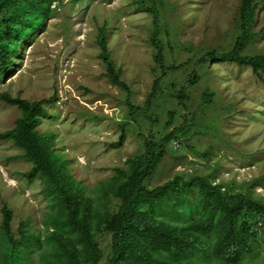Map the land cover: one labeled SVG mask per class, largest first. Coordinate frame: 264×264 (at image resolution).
<instances>
[{"label": "rangeland", "instance_id": "374dc122", "mask_svg": "<svg viewBox=\"0 0 264 264\" xmlns=\"http://www.w3.org/2000/svg\"><path fill=\"white\" fill-rule=\"evenodd\" d=\"M143 1L157 11L156 23L154 13L135 0H55L44 25L21 44L11 68L0 77V94L29 101L52 98L36 129L52 136L58 161L94 198L101 196L105 187L99 188V182L108 180L114 167H125L128 157L143 151V136L157 140L176 128L149 186L177 173L205 174L213 183L264 201V82L249 66L200 60L208 50L232 47L239 33L235 18L240 0ZM104 22L110 55L129 92L107 78L98 55L95 39ZM155 25L165 71L153 59ZM253 30L244 53L264 52V0L257 2ZM192 73L198 77L190 82ZM260 73L264 78V69ZM156 78V95L149 98ZM204 90L214 93L211 101H203ZM127 98L136 107L132 115ZM169 110L175 113L166 127ZM19 115L15 105L0 99V131L11 128ZM122 123L125 138L116 146ZM207 150V157L195 153ZM30 167L21 148L0 140V220L5 201L12 209L14 236L26 221L29 232L43 241L53 212L42 180L23 175ZM97 238L105 254L109 238L104 233ZM33 248L29 257L34 263L49 252L44 241ZM263 261L259 246L241 264Z\"/></svg>", "mask_w": 264, "mask_h": 264}, {"label": "trees", "instance_id": "16d2710c", "mask_svg": "<svg viewBox=\"0 0 264 264\" xmlns=\"http://www.w3.org/2000/svg\"><path fill=\"white\" fill-rule=\"evenodd\" d=\"M54 1L0 0V77L11 68L21 44L44 25L53 12ZM135 1L142 10L154 13L156 23L157 11L143 0ZM258 1L240 0L235 18L239 33L232 47L227 51L208 50L201 61L249 66L264 82L260 73L264 69V52L244 53L256 33L253 22ZM105 23L97 29L98 55L105 64L107 78L129 92L121 79V69L110 55ZM150 40L155 49L153 59L165 71L156 25ZM197 77L192 73L189 81ZM158 82L156 78L149 98L156 95ZM213 94L204 90L203 101H211ZM0 99L20 110L13 126L0 131V140H11L21 148L31 163L23 175L30 181L42 180L53 212L43 240L49 245V252L40 254V260L34 263L29 256L33 247L42 245L40 235L29 232L27 222L22 221L14 236L12 209L2 201L0 264H241L257 247L264 248V201L250 192H233L197 173L188 177L177 173L161 184L149 186L148 179L162 157L165 143L176 138L178 129L173 128L157 140L151 135L143 136V151L128 157L125 167H114L108 180L99 182V188L105 187L98 192L101 196L94 198L58 161L52 136L36 129L45 104L52 98L29 101L2 92ZM127 102L132 115L136 107L129 98ZM168 113L166 127L175 112ZM124 138L122 123L113 145H121ZM195 153L207 157L209 150ZM102 233L109 238L105 254L97 238Z\"/></svg>", "mask_w": 264, "mask_h": 264}]
</instances>
